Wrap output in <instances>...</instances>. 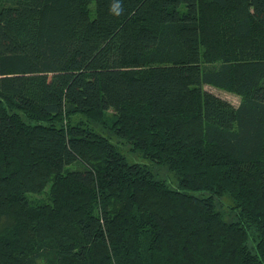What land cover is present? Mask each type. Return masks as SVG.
I'll return each instance as SVG.
<instances>
[{"label":"trees","instance_id":"obj_1","mask_svg":"<svg viewBox=\"0 0 264 264\" xmlns=\"http://www.w3.org/2000/svg\"><path fill=\"white\" fill-rule=\"evenodd\" d=\"M39 261L264 264V0H0V264Z\"/></svg>","mask_w":264,"mask_h":264},{"label":"rangeland","instance_id":"obj_2","mask_svg":"<svg viewBox=\"0 0 264 264\" xmlns=\"http://www.w3.org/2000/svg\"><path fill=\"white\" fill-rule=\"evenodd\" d=\"M90 9H91V12H93V9H94L93 5L90 6ZM203 88L206 91L228 101L229 103H231L234 106H237L239 101H240V98L231 92H228V91H225L222 89H218V88H215V87H212L209 85H205V86H203ZM113 118H114L113 110L107 111L106 115L104 117V120L100 123L95 124V128L97 129V131L100 134L108 137L111 140V142H113L116 145L117 149L122 153V155L125 157V159L128 163H139V164L148 165L150 170L154 174H157L158 178L165 180V182L167 183V185L170 188H176L177 187L176 180L174 179V177L171 174H169L167 172V170H165L163 167H159L155 164L150 163L148 160L143 158L140 154L132 151L131 150L132 148L129 144L124 143V142L114 138L112 130L110 129ZM32 197L36 198V199H40V198H44V195H33ZM218 205H219V209L225 213L224 215L229 220L233 219L234 212L231 209V206H230L231 202H230L229 198L223 197V198L218 199ZM38 264H45V263L43 261H39Z\"/></svg>","mask_w":264,"mask_h":264},{"label":"clouds","instance_id":"obj_3","mask_svg":"<svg viewBox=\"0 0 264 264\" xmlns=\"http://www.w3.org/2000/svg\"><path fill=\"white\" fill-rule=\"evenodd\" d=\"M109 11H110V14H115L119 16L122 13L123 9L119 3H114L110 6Z\"/></svg>","mask_w":264,"mask_h":264}]
</instances>
